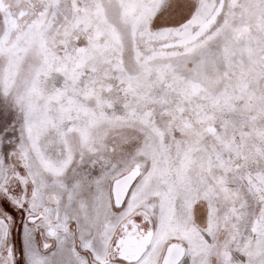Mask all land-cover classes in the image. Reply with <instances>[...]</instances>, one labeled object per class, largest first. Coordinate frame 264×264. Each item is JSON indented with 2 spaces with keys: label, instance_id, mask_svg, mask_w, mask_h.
Here are the masks:
<instances>
[{
  "label": "snow or ice",
  "instance_id": "snow-or-ice-1",
  "mask_svg": "<svg viewBox=\"0 0 264 264\" xmlns=\"http://www.w3.org/2000/svg\"><path fill=\"white\" fill-rule=\"evenodd\" d=\"M0 264H264V0H0Z\"/></svg>",
  "mask_w": 264,
  "mask_h": 264
}]
</instances>
